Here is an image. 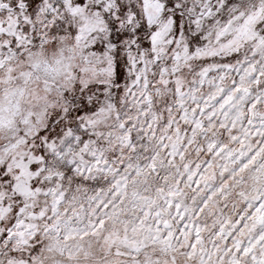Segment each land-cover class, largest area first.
Instances as JSON below:
<instances>
[{"label": "snow or ice", "instance_id": "6c2138e0", "mask_svg": "<svg viewBox=\"0 0 264 264\" xmlns=\"http://www.w3.org/2000/svg\"><path fill=\"white\" fill-rule=\"evenodd\" d=\"M0 264H264V0H0Z\"/></svg>", "mask_w": 264, "mask_h": 264}]
</instances>
